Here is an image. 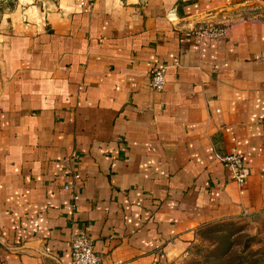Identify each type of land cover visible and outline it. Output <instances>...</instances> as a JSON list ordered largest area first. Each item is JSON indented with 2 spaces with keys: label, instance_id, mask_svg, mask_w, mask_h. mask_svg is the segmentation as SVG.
I'll return each mask as SVG.
<instances>
[{
  "label": "crops",
  "instance_id": "crops-1",
  "mask_svg": "<svg viewBox=\"0 0 264 264\" xmlns=\"http://www.w3.org/2000/svg\"><path fill=\"white\" fill-rule=\"evenodd\" d=\"M260 217L264 0H0V264H70L80 232L103 264H169Z\"/></svg>",
  "mask_w": 264,
  "mask_h": 264
},
{
  "label": "rangeland",
  "instance_id": "rangeland-1",
  "mask_svg": "<svg viewBox=\"0 0 264 264\" xmlns=\"http://www.w3.org/2000/svg\"><path fill=\"white\" fill-rule=\"evenodd\" d=\"M169 264H264V217L206 227L188 252Z\"/></svg>",
  "mask_w": 264,
  "mask_h": 264
},
{
  "label": "built area",
  "instance_id": "built-area-1",
  "mask_svg": "<svg viewBox=\"0 0 264 264\" xmlns=\"http://www.w3.org/2000/svg\"><path fill=\"white\" fill-rule=\"evenodd\" d=\"M230 23L216 24L214 22H205L196 26L193 31L202 39L220 40L225 37ZM166 85V68L157 69L151 80V86L154 90L162 92ZM223 163L229 166L233 173L234 181L239 185H244L248 179L250 172L245 164L243 157L238 154H232L219 158ZM80 179L79 175L75 176ZM66 189H70L69 186ZM78 201V197H75ZM71 262L70 264H103L101 257L94 249V242L87 232H80L71 240Z\"/></svg>",
  "mask_w": 264,
  "mask_h": 264
}]
</instances>
